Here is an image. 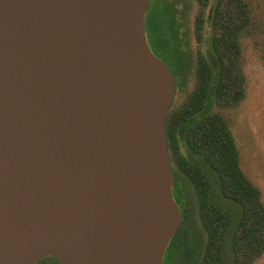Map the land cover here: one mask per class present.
Wrapping results in <instances>:
<instances>
[{
    "label": "water",
    "instance_id": "1",
    "mask_svg": "<svg viewBox=\"0 0 264 264\" xmlns=\"http://www.w3.org/2000/svg\"><path fill=\"white\" fill-rule=\"evenodd\" d=\"M151 0H0V264H164L183 223Z\"/></svg>",
    "mask_w": 264,
    "mask_h": 264
},
{
    "label": "trees",
    "instance_id": "2",
    "mask_svg": "<svg viewBox=\"0 0 264 264\" xmlns=\"http://www.w3.org/2000/svg\"><path fill=\"white\" fill-rule=\"evenodd\" d=\"M195 1L201 8L195 20L196 37L201 41L210 0ZM239 3L220 0L216 5L212 20L214 55L211 61L199 55L196 89L181 107L175 109L172 105L166 118L171 169L174 167L181 174L172 169L173 192L177 191L180 199L184 197L182 177L193 184L208 240L195 263L197 254L187 251L189 241L182 223L169 243L164 264L167 258V264H176L181 250H186V264H254L264 255L261 191L240 167L238 149L226 120L221 113L208 110L213 103L219 108L237 105L245 96L244 77L236 54L248 11ZM151 5L145 19L147 38L152 43L157 40L160 45L169 41V36L174 40L178 30L173 24L176 9L165 0H157L153 8ZM159 8L164 10L167 20L158 19Z\"/></svg>",
    "mask_w": 264,
    "mask_h": 264
},
{
    "label": "rangeland",
    "instance_id": "3",
    "mask_svg": "<svg viewBox=\"0 0 264 264\" xmlns=\"http://www.w3.org/2000/svg\"><path fill=\"white\" fill-rule=\"evenodd\" d=\"M157 0H151V7ZM159 1V0H158ZM176 9L174 26L177 37L162 45L156 40L149 41L151 51L169 67L176 81V94L173 108L177 109L187 101L197 87V66L199 55L211 61L213 12L220 0H210L205 13V26L202 40L198 41L195 20L201 8L195 0H165ZM234 5L242 2L247 8V19L238 37V65L244 77V99L237 105L219 108L209 104V113H221L226 120L239 153L240 167L246 177L262 195L264 204V0H230ZM161 17L167 20L164 10L158 9ZM172 19V15L170 16ZM213 57V56H212ZM215 57V56H214ZM187 155L184 146L181 147ZM173 171L177 172L174 167ZM181 175L180 173H178ZM184 197L179 198V208L183 215V226L189 241L187 251H195L198 262L208 240L199 211V202L193 184L185 177L180 178ZM175 187V185H174ZM173 187V189H174ZM177 189V188H176ZM186 250L176 256V264H186ZM168 258L165 264L168 263ZM36 264H60L53 257H46ZM254 264H264V255Z\"/></svg>",
    "mask_w": 264,
    "mask_h": 264
},
{
    "label": "flooded vegetation",
    "instance_id": "4",
    "mask_svg": "<svg viewBox=\"0 0 264 264\" xmlns=\"http://www.w3.org/2000/svg\"><path fill=\"white\" fill-rule=\"evenodd\" d=\"M173 195H174V198H175V200H176V202H177V204L179 203V197H178V193H177V191L175 192H173ZM179 205V204H178Z\"/></svg>",
    "mask_w": 264,
    "mask_h": 264
}]
</instances>
